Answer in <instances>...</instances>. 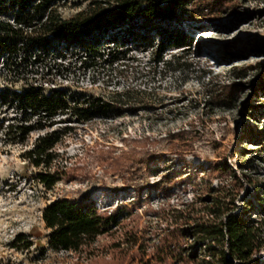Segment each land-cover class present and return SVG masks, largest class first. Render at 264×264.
<instances>
[{
	"label": "rangeland",
	"instance_id": "374dc122",
	"mask_svg": "<svg viewBox=\"0 0 264 264\" xmlns=\"http://www.w3.org/2000/svg\"><path fill=\"white\" fill-rule=\"evenodd\" d=\"M91 1L69 0L58 9L68 18ZM233 1L200 18L193 13L204 0H192L180 21L120 31L111 43L114 62L90 66L80 49L66 50L64 44L44 50L36 62L29 57L7 66L0 56V88L35 84L105 98L128 91L117 96L128 101L123 114H60L23 142L10 140L6 125L35 122L37 116L27 121L20 107L0 102V264H222L208 251V241L191 231L184 237L182 262L162 260L157 243L168 226L218 221L227 207L240 210L248 200L256 202L255 191L264 184V0ZM0 19L12 21V13L0 10ZM172 31H184L187 44L160 50V36ZM233 83L234 98L217 97ZM52 129L63 131L54 162L35 166L23 153ZM138 143L148 158L120 161ZM54 169L61 179L47 188L36 173ZM84 195L100 209L126 205L132 213L82 251L47 248L45 205ZM19 233L32 241L29 247L17 242ZM259 255L264 260V250Z\"/></svg>",
	"mask_w": 264,
	"mask_h": 264
},
{
	"label": "trees",
	"instance_id": "16d2710c",
	"mask_svg": "<svg viewBox=\"0 0 264 264\" xmlns=\"http://www.w3.org/2000/svg\"><path fill=\"white\" fill-rule=\"evenodd\" d=\"M4 1L5 5L0 3V10L12 13V21L0 19V56L6 57L4 64L21 63L29 57L31 62H36L41 59L44 50H57L60 44H64L66 50L80 49L84 62L92 66L103 60L114 62L118 59L117 54H113L111 43H117L120 31L157 21H180L181 14L188 11L187 6L192 0H92L88 7L68 18L59 12L58 4L69 0ZM233 5V0H204L193 16L201 18L210 11ZM186 44L184 31H172L167 36H160L157 46L163 50L168 45L182 47ZM64 55L59 53L60 57ZM13 58L20 60L14 61ZM88 58L90 61H87ZM236 86L237 83L225 85L217 97L230 101L234 98ZM127 94L128 91L118 92L114 98H105L85 91L72 92L55 87L46 89L35 84L21 89L4 86L0 88L1 103L11 102L20 107L27 121L37 116L35 122L9 123L5 133L10 140L23 142L31 130L51 125L47 120H55L60 114L70 113L79 119L120 115L124 113V105L128 101L117 96ZM2 119L0 125L4 124ZM61 132L52 129L39 134L33 146L23 153L24 158L35 166L51 167L56 157L54 147L61 138ZM138 145L141 144L132 145L120 155V161L127 165L138 160L144 162L148 154L140 151ZM36 178L51 188L61 175L58 169L40 170ZM260 186L254 194L256 202L248 200L240 210L227 207L218 221H196L191 228L168 226L157 243L160 258L182 262L187 254L184 237L191 231L192 235L208 241V251L218 255L222 264H264L259 255L264 250V184ZM200 187L218 190L212 185L202 184ZM226 190L227 194H232L229 193L230 188ZM252 209L261 215L253 216L249 213ZM131 213L126 205L111 210L100 209L90 195L56 197L42 211L45 225L50 229L47 248L82 251L98 236L112 233ZM16 240L22 241L24 247L32 244L25 233H19Z\"/></svg>",
	"mask_w": 264,
	"mask_h": 264
}]
</instances>
